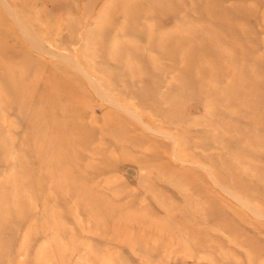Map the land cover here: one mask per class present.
I'll list each match as a JSON object with an SVG mask.
<instances>
[{"label": "rangeland", "instance_id": "rangeland-1", "mask_svg": "<svg viewBox=\"0 0 264 264\" xmlns=\"http://www.w3.org/2000/svg\"><path fill=\"white\" fill-rule=\"evenodd\" d=\"M0 264H264V0H0Z\"/></svg>", "mask_w": 264, "mask_h": 264}, {"label": "bare ground", "instance_id": "bare-ground-1", "mask_svg": "<svg viewBox=\"0 0 264 264\" xmlns=\"http://www.w3.org/2000/svg\"><path fill=\"white\" fill-rule=\"evenodd\" d=\"M138 11V10H137ZM122 13L124 14V16L125 17H127V18H134V19H138V18H140L141 16L139 15L138 16V14L136 13V10H132V8L130 7V6H127V7H124V8H122ZM126 29V31H132V30H135V25H132V26H128L127 28H125ZM151 34V33H150ZM158 35V34H157ZM158 36H160V35H158ZM156 37V36H155ZM130 43H133V42H130ZM128 50H132V46L131 45H125V47H123V49L121 50L122 52H125V51H127L128 52ZM192 64H194V63H192ZM28 66H26L25 67V69L27 70V69H30L29 67L27 68ZM193 138H195L194 136H193ZM79 147L80 146H77L76 147V149H75V151H77L78 149H79ZM76 153H73L72 154V156H73V158H75L76 156Z\"/></svg>", "mask_w": 264, "mask_h": 264}]
</instances>
